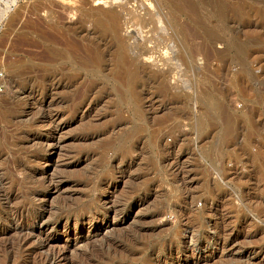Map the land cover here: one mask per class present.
I'll return each mask as SVG.
<instances>
[{
	"label": "rangeland",
	"instance_id": "obj_1",
	"mask_svg": "<svg viewBox=\"0 0 264 264\" xmlns=\"http://www.w3.org/2000/svg\"><path fill=\"white\" fill-rule=\"evenodd\" d=\"M94 4L0 0V264H264V0Z\"/></svg>",
	"mask_w": 264,
	"mask_h": 264
},
{
	"label": "bare ground",
	"instance_id": "obj_2",
	"mask_svg": "<svg viewBox=\"0 0 264 264\" xmlns=\"http://www.w3.org/2000/svg\"><path fill=\"white\" fill-rule=\"evenodd\" d=\"M112 0H95V4L94 5H102L103 3H107V2H111ZM39 5V4H38ZM109 13L111 14V11H109ZM107 15H108V13H107ZM113 16H115V15H118V14H115L114 15V13L112 14ZM111 15V16H112ZM109 16V15H108ZM110 16V17H111ZM118 17V16H117ZM113 18V17H112ZM112 18H110V19H112ZM103 25V27L104 28H106V30H108V31H110V32H113V33H115V32H117V19H116V17H114L112 20H107V21H105V22H103L102 23ZM213 43V42H212ZM208 57V56H207ZM209 59V58H208ZM208 59H206L205 61L206 62H209L208 61ZM23 76V75H22ZM26 77V76H25ZM21 78V77H20ZM53 87V86H52ZM51 88V87H50ZM42 91V90H41ZM33 94V93H32ZM29 95V94H28ZM37 95V94H36ZM33 97H35L34 95H33ZM34 99H36V98H34ZM41 100H42V98H41ZM50 100H52V99H50ZM54 100V99H53ZM52 100V101H53ZM38 102V101H37ZM40 103V102H39ZM51 103V102H50ZM41 104V103H40ZM43 104V103H42ZM29 105V104H28ZM35 105H36V103H35ZM32 106V105H31ZM37 106V105H36ZM33 107V106H32ZM43 107V106H42ZM39 108V107H38ZM42 114V113H41ZM52 116V115H51ZM48 116L46 115V114H42L41 116H40V119H44V118H47ZM49 117H50V115H49ZM2 181L0 180V183H1ZM1 185V184H0ZM59 190V189H58ZM129 191V190H128ZM136 193V192H135ZM8 195V194H7ZM129 195V194H128ZM114 205L112 206V205H110L109 206V210L110 209H114ZM105 208H106V206H105ZM13 211V210H12ZM107 225H112L111 223H106ZM126 236V235H125ZM26 241V238L24 237H22V238H20V239H18V241H16V242H13L12 244H10L9 243V247L11 246H19V245H21L22 243L24 244V242ZM44 241V240H43ZM47 241V240H46ZM111 241V240H110ZM30 243V242H29ZM47 242H41V244H40V246H44L45 244H46ZM110 244V243H109ZM107 245L106 244V246H107V248H108V246H110V245ZM50 245V244H49ZM39 246V245H38ZM104 246H105V244H104ZM103 246V247H104ZM48 248H50V247H48ZM106 248V249H107ZM110 248H111V246H110ZM10 249V248H9ZM100 249V248H99ZM11 250V249H10ZM51 251V250H50ZM56 251H59V250H56ZM94 251V250H93ZM101 253H99L98 251L97 252H90L91 254H90V258L89 257H83V262L82 263H79V264H99V263H101V262H106V257L105 256H103V255H105V254H103V251H102V248H101ZM63 253V252H62ZM85 254V253H84ZM42 255V254H41ZM89 255V254H88ZM107 255V254H106ZM45 257L44 258H42L41 259V261H39L41 264H49V263H52V262H54L55 260H58V259H60V258H62L63 256H62V254H60V253H57V252H50L49 254H47V255H44ZM40 257V256H39ZM79 259V258H78ZM91 260V261H90ZM38 262V263H39ZM105 264V263H104Z\"/></svg>",
	"mask_w": 264,
	"mask_h": 264
}]
</instances>
